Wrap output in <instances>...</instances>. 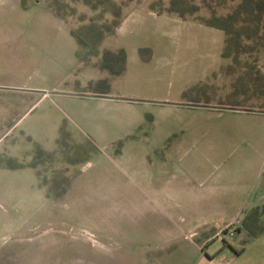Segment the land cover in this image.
I'll return each mask as SVG.
<instances>
[{
	"label": "rangeland",
	"instance_id": "374dc122",
	"mask_svg": "<svg viewBox=\"0 0 264 264\" xmlns=\"http://www.w3.org/2000/svg\"><path fill=\"white\" fill-rule=\"evenodd\" d=\"M23 2L59 9L80 66L51 88L37 42L13 40L17 0H0V264H197L222 247L227 264H264V206L251 234L237 231L243 219L202 232L238 201L195 196L258 122L221 112L264 109V0ZM120 48L153 63L111 75L104 56ZM90 79L131 103L55 94Z\"/></svg>",
	"mask_w": 264,
	"mask_h": 264
},
{
	"label": "crops",
	"instance_id": "0c3cea01",
	"mask_svg": "<svg viewBox=\"0 0 264 264\" xmlns=\"http://www.w3.org/2000/svg\"><path fill=\"white\" fill-rule=\"evenodd\" d=\"M16 10L18 16H15L12 19L14 42H37V46H40V50H42L46 56L45 65H43L46 66L45 71H39V73L43 76L49 77L53 83L51 88L54 87V89H59L63 83L66 84L69 77L80 66L79 43L72 35V29L70 28L69 23L64 18L54 15V13L47 6H40L38 8L34 4L31 7L29 3H25L23 0H17ZM130 17H127L124 23ZM218 52L219 55L222 54L221 50H218L217 54ZM152 63L153 61L145 62L140 58H134L130 61L129 56H127L125 72L133 64L138 65ZM89 81L94 82L92 79L88 80V82ZM4 88H6V86ZM11 88L19 89L25 87L16 86ZM29 88H31L29 92L32 93H34L33 89H43L35 86ZM48 92L50 91H46L43 95H49ZM76 92L77 91H73V93H62L57 91L55 94L60 96L59 99H61L63 103H67L66 98L76 97L100 101V104L103 103L104 105L118 102L131 103L130 101L113 97L112 94L107 97L94 98L89 97L94 95L88 93L87 91L84 93ZM200 108L206 110L204 107ZM251 111L257 112L240 110H231L226 113L224 112V114L221 112V115H248L247 118H256L258 122L255 126H249V128H245L243 130V133H248V135L243 134L242 136L244 146L238 148L236 153H232L235 155L232 160L233 162L222 172L220 177L215 180V183H209L207 186L204 184L202 190H198L199 194L195 195L205 201L213 199L227 202L230 200L238 201L237 205L234 204V213L230 219L223 222H220L219 219H206L203 224L204 229L202 232H214L216 228L212 229V227L215 225L219 228V231L217 232H220L223 228L233 223L235 220L243 219L245 213L253 207L264 206V109L253 108ZM211 112L213 114L218 113L213 109H211L210 113ZM79 117L82 119L81 115H79ZM91 124L98 135H105L106 130L103 128L104 123L100 119L92 121ZM58 127H60V129L62 128L61 126ZM240 132L241 131H238V133ZM215 236L216 235L203 241L201 246L210 245L215 241L213 240ZM223 249L224 252L220 251L218 253L219 255H206L199 257L197 264H227L228 260L225 259L224 253L225 250H228V248L222 247V250ZM236 255L238 254H233L234 259L237 257Z\"/></svg>",
	"mask_w": 264,
	"mask_h": 264
},
{
	"label": "trees",
	"instance_id": "16d2710c",
	"mask_svg": "<svg viewBox=\"0 0 264 264\" xmlns=\"http://www.w3.org/2000/svg\"><path fill=\"white\" fill-rule=\"evenodd\" d=\"M49 9L57 17L64 18L62 16L61 12L59 11V9L56 8L53 3L49 6ZM204 24H206L210 27H216L218 29H222L224 31H227L225 26H221L219 24H214L211 22L204 23ZM115 26L118 27V24L116 23ZM111 33H113V32H111ZM72 35L77 39L76 35L73 32H72ZM104 60H105V62L103 64V69L108 71L111 75L120 76L125 72L127 56H126V52L124 49H120L114 53H107L104 56ZM110 90H111V86H110L108 80H106V79L100 80L96 83L91 81L89 83L88 88H87L88 93H91L92 95L98 96V97H107L108 95H110ZM258 219H259V208L256 207V208H252V209L248 210L244 215L242 223L237 226V228H236L237 231H239V232L248 231V233L251 234V231L249 230V228L251 225L253 226V225L257 224ZM244 250H245V248H242V250L236 252V254L240 255L244 252Z\"/></svg>",
	"mask_w": 264,
	"mask_h": 264
},
{
	"label": "water",
	"instance_id": "95a60500",
	"mask_svg": "<svg viewBox=\"0 0 264 264\" xmlns=\"http://www.w3.org/2000/svg\"><path fill=\"white\" fill-rule=\"evenodd\" d=\"M89 97L102 98V97H98V96H89ZM126 101H130V100H126ZM193 107H202V106H193ZM247 112H257V111H247Z\"/></svg>",
	"mask_w": 264,
	"mask_h": 264
},
{
	"label": "built area",
	"instance_id": "2783aa9c",
	"mask_svg": "<svg viewBox=\"0 0 264 264\" xmlns=\"http://www.w3.org/2000/svg\"><path fill=\"white\" fill-rule=\"evenodd\" d=\"M229 235H230V236H232V235H233V233H229ZM219 238H220V237H219Z\"/></svg>",
	"mask_w": 264,
	"mask_h": 264
}]
</instances>
